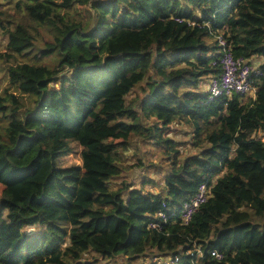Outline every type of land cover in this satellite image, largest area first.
I'll return each mask as SVG.
<instances>
[{
  "label": "trees",
  "instance_id": "obj_1",
  "mask_svg": "<svg viewBox=\"0 0 264 264\" xmlns=\"http://www.w3.org/2000/svg\"><path fill=\"white\" fill-rule=\"evenodd\" d=\"M0 33V264H264V0H0ZM219 35L261 72L246 98L208 96ZM135 137L165 155L162 185L110 184L143 162L128 161ZM201 182L188 222L158 219Z\"/></svg>",
  "mask_w": 264,
  "mask_h": 264
},
{
  "label": "rangeland",
  "instance_id": "obj_2",
  "mask_svg": "<svg viewBox=\"0 0 264 264\" xmlns=\"http://www.w3.org/2000/svg\"><path fill=\"white\" fill-rule=\"evenodd\" d=\"M5 42V36L0 33V50L3 49V44ZM35 43V49H38L40 46H42V42H40V39L34 40ZM45 61L54 64V60L50 56H46ZM262 59V57H261ZM6 71H5V65L0 60V88L5 85L7 82ZM204 88V86H203ZM253 92H255V87L252 85V88L248 91H245L243 94V97L246 98L247 96L251 95ZM134 94H140V88L135 87L130 91L129 97ZM176 130L171 132V136L175 139H178L179 141V147L181 148L183 153H191V152H197L199 148H196L192 145V139H191V128L187 125V123L178 122L175 124ZM190 128V129H189ZM254 135L257 137H261L264 140V130L259 129L257 130ZM233 152V150H232ZM138 153L142 155V163L136 164L135 166H131L130 168L124 169L118 176L112 178L110 184L113 185H119L122 180H126L127 182H132L137 185H140L143 179H148V177H152L156 180V182L159 185H162L163 183V175L164 171L167 167V162L165 160V155L154 146L153 143L147 141H142L141 139L135 137L133 140V143L131 145V148L127 151V157L129 163H135L138 161ZM75 156V155H74ZM72 159H75L76 161H79L76 157H71ZM158 186H146L145 189L150 188L151 190H158ZM228 220L225 219V223H227ZM26 229L33 230L34 225H29L26 227ZM85 257L92 258V256H95L96 258H92V262H96L97 264H124L126 261V258L124 255H117L114 258H107L104 259L101 255H98L92 251L84 253ZM160 258L168 259L164 255H158L156 254L150 255V257L142 258L137 257L133 258L132 261L135 264H147L150 260H156L158 261Z\"/></svg>",
  "mask_w": 264,
  "mask_h": 264
},
{
  "label": "built area",
  "instance_id": "obj_3",
  "mask_svg": "<svg viewBox=\"0 0 264 264\" xmlns=\"http://www.w3.org/2000/svg\"><path fill=\"white\" fill-rule=\"evenodd\" d=\"M218 40L222 46L221 56L217 60L221 67V73L216 77H210L207 84L208 96L212 98L216 95L230 96L233 93H244L252 88L251 73L260 74L258 67L251 66L249 62L242 57H234L228 50L226 41L223 36L219 35ZM211 183L201 182L197 186L196 190L185 198L178 210L171 212V215L158 211L156 216L159 220L167 221L169 218L172 220H180L181 222H188L193 213L204 203L211 195ZM149 226L155 228H161L162 224L158 220L151 221ZM196 252L201 253L199 248H196ZM211 255L217 259L223 257V253L217 250H210ZM168 259L160 258V264L162 261L168 263L171 257L166 256Z\"/></svg>",
  "mask_w": 264,
  "mask_h": 264
},
{
  "label": "crops",
  "instance_id": "obj_4",
  "mask_svg": "<svg viewBox=\"0 0 264 264\" xmlns=\"http://www.w3.org/2000/svg\"><path fill=\"white\" fill-rule=\"evenodd\" d=\"M256 58V57H255ZM256 60H257V62H259V61H261V57H258V58H256ZM146 186H148V185H150V184H145ZM145 185H144V187H145ZM146 188V187H145Z\"/></svg>",
  "mask_w": 264,
  "mask_h": 264
}]
</instances>
